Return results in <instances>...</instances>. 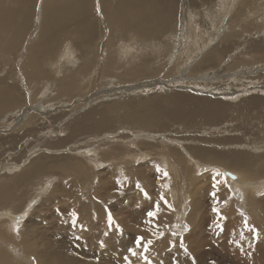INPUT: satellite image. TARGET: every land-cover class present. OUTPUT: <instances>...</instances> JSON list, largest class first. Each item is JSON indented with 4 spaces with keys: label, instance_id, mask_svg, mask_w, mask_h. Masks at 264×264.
I'll list each match as a JSON object with an SVG mask.
<instances>
[{
    "label": "bare ground",
    "instance_id": "1",
    "mask_svg": "<svg viewBox=\"0 0 264 264\" xmlns=\"http://www.w3.org/2000/svg\"><path fill=\"white\" fill-rule=\"evenodd\" d=\"M38 1L0 0V55L5 57L4 63L6 66L5 68L0 63L2 68L0 71V147L12 142V149L14 150L19 145L24 147L23 144L27 141L26 137L37 131V125L33 123V118L38 115H57L59 110L70 105L57 101L62 95L75 96L78 98L74 100H81L79 93L81 94L84 90L85 93L87 92L86 89L91 83V78L97 73H99L101 78L111 73L112 77L110 78L118 80V75L112 72L119 66L121 60H116L112 56L113 51L110 47L113 43L118 45L117 51L119 55H122L121 59L127 58L126 62L130 64L132 58L135 60L139 58L140 60L139 63L124 69L120 75L123 77H136L139 75L149 77L148 75L153 72L152 69H147L152 56L146 54L142 56L141 50L147 46L158 48V45L162 42V47L169 46L162 38L178 27L179 21L185 23L187 20H193L192 11L195 10L197 12L195 4H199L198 1L201 0H181L179 6L174 5L173 0H100L103 18L96 12V0H42L37 11ZM203 10V12L197 13H203L210 18L212 22L211 30L206 31L202 38H198L200 34L189 27L184 31L185 34L191 35L189 39L192 41L190 45L192 50L187 53V59L183 63L182 71L178 72L180 76L174 79V81L187 80L191 78V75L188 76L189 74L186 72L191 71V74L196 75L195 81L170 84L165 80H161V88L171 89L175 87L177 90L173 93L171 92V95L168 93L165 95L155 94L147 96L148 98H139L138 100H132L129 97V101L134 105L132 110H128L130 105L127 103L120 102V97H124L126 95L125 92L144 89L148 84L150 89L145 90H154V88L156 89L155 85H157L155 80H146L132 85L133 87H125V89L115 88L110 92L105 90L99 96V99L109 96L110 99L119 97L118 99L120 100L119 102L117 99L106 102L107 104L100 110L89 107L91 96L88 95L87 98L81 100V103L77 104L80 105L79 111L84 109L82 112L84 115L81 119L71 124L69 128H71L72 133L68 135L73 136V139H77L71 134L83 131L88 132L91 124L93 125L90 129L94 130V132L107 130L104 131L105 133L101 132L103 135L100 133L101 135L95 136L93 140L91 139L93 132H91V134L86 135L87 138L83 141L84 143L91 142L100 145V149L104 150L103 160L101 161H109V167L121 173H127L131 170V167L134 168L135 166H130V164H135V162H132V157L130 158L128 152L125 153L123 151L124 148L131 151L139 148L138 151H141L140 158L151 159L148 161L156 164L161 162L163 168H166L168 172L174 171L178 176H180L182 168L186 178L189 176L193 178L194 173L211 174L214 170H219L222 173H232L236 179L229 177L228 184L233 187V191L229 194L227 189H224V199H227L229 195H231V199L227 205L223 203L218 205L228 217L223 231V237H228V239L224 241L222 250L232 252L244 264H264V195H261V193H264V123L262 125L259 124L260 126L253 125L251 117H247L239 125L234 123L235 119L231 118V116V119L219 122L221 113L218 107V105L226 106V104H229L239 105L242 109H246V105L241 106L244 103L242 98L253 96L259 100L256 101L257 103L264 101L262 100L264 99V62L255 64L254 62H245L242 60L243 58L234 56L236 50L240 52L242 49H247L249 53H252L253 50L258 51L264 60V41L262 40L259 44H249L253 36H250V30H247L252 25V23H249L251 20L264 14V0H220L218 7L213 13L206 12L207 9L205 8ZM188 14L191 15L190 18H188ZM183 15L187 17H183ZM34 18H36L35 21ZM239 22H246L245 25L242 24L243 27L238 26L242 33H238L237 29L233 30V26H231L232 23L238 24ZM194 23L193 27L195 28L196 25ZM185 25L187 26V24ZM190 25L192 24L190 23ZM112 32H115V36H112ZM67 41L73 43L80 51V58L75 64L77 66H74V69L70 71L65 70L60 64L49 66L47 61L54 58L55 48L58 49L59 46ZM122 44L126 46L122 48ZM185 44H188V42ZM210 47H212L211 51L205 50L206 52L201 53L202 49L208 50ZM237 47L239 48L237 49ZM180 50L179 45L175 46L173 44L171 47L173 54L170 62L176 56V62L179 60ZM58 54L60 53L58 52ZM194 60L197 61L196 64L191 63ZM60 62H63L62 59H60ZM52 63L53 61H51ZM55 74L58 75V78ZM87 77L89 78L87 79ZM211 80L220 85L212 88V84L209 82ZM46 82H52L57 87L58 97L53 101L57 105L47 106L42 103L43 108H37V104L40 102H48L45 92L37 96ZM22 83L26 85V92L23 91ZM185 83L187 84L184 85ZM224 84L227 87L221 86ZM188 87H191L189 91L194 92V94L188 93V90H186ZM157 90L160 91L159 88ZM171 90H168L169 93ZM255 90L260 92L258 93ZM195 92L197 93L195 94ZM238 94L242 95L238 96ZM212 97L216 100H213ZM38 100L40 102H37ZM71 107L72 110L76 108L74 105ZM53 111H55L54 114ZM112 112L113 114H115L114 112L118 113L123 122V119H127L130 120V123L133 121V123L141 125L127 126L132 131L136 130L137 133H132V131L126 129L124 131L129 132V134L123 135L117 143H114L117 137L116 133L120 130L116 131V133H111L117 128L109 129L112 128L109 119ZM98 115L101 116V119L99 117L96 119ZM204 117L207 119L208 126H201L189 131L193 126L189 127L190 125H187V127L183 125L186 121H194L197 118L203 119ZM175 119L185 121L183 123L178 121L180 128L177 130H186L188 131L187 135L180 136L179 134L165 131L169 129L165 127L169 121H174ZM56 121H58V118ZM23 124L24 126L17 130ZM150 127H160L159 129L164 128L165 130L154 131L150 130ZM210 129H214L216 132L208 133L207 131ZM241 129L243 132H241ZM205 130L206 132L204 133L206 134H202ZM161 132L163 133L161 134ZM190 132L192 133L190 134ZM260 133L263 134L260 135ZM6 136L9 137L6 138ZM146 140L148 141L141 143L142 145L139 147L140 142ZM149 140H155V142ZM80 142L81 139L73 141L72 144L78 145ZM106 144L108 145L107 147L104 146ZM65 145L60 147L66 148ZM41 146H39L40 149L42 150L43 148L44 151L47 148H55L46 145L44 147ZM74 148L71 147L69 150L70 152L73 151L71 155H66L71 162L69 161L67 165L64 164V167L69 170L67 173L72 175V179L71 181H66L65 184L64 181H57L58 184L55 185L54 189L52 188L53 190L51 189L49 196L45 199L43 198L44 200L41 199V203L44 206L45 203L47 205L50 204V207H45L46 209L43 207V209H37V207L39 206L40 198L50 190L49 187L51 185L54 186L52 178L48 177V180L39 187L36 183L32 184L33 181L30 183V179L33 177L37 178L42 172L46 176L53 174L52 168L55 165V161L48 160L52 158L51 155L53 154L39 153V156L31 160L34 153L39 151L35 149L31 152V157L24 154V160L20 157L18 162L10 163L9 161L7 162L8 164H4L5 170L3 172L0 171V264H30L28 262H31V260L34 264L33 258H35V264H79L75 261H79L82 264H93L90 260L74 258L72 253L59 258L58 255L62 252L61 247L57 248L55 246L56 237L47 236L49 229H54L56 234L63 231L67 238L66 240L64 239L66 243L71 245L73 249L77 245L75 250H80L81 255L91 256L90 252L87 253L85 249L88 246L98 245V256L105 260L101 264H125L121 249L123 226H133L137 229L139 236H144L146 240L153 239L154 244L149 256L153 261H159L163 257L159 252L167 245L169 239H177L178 243V238H172L168 230L170 223H173V221H169L170 215L162 214L160 218L161 231L169 233L163 241L157 242L155 240V237L152 236L153 229L145 222L146 220L143 224L134 225L127 217L122 215L117 219V224L122 229V232L118 231L114 234V230H109L107 226L108 209L106 208V203L108 200L105 196L89 192L76 194L67 186H76L79 181L78 175L85 174L83 176H86L89 173L90 177L93 175L91 173L92 167H88L87 164L83 166L84 160L78 157L79 155L85 156V154H81ZM149 154H153V158H158L160 161H154L152 160L153 158L147 157ZM117 161L124 163L125 166H115L118 163ZM94 163L96 164V162ZM11 165L20 168L21 171L10 175ZM205 169H208V171L204 172ZM154 173L162 176L160 183L167 184L169 182V178H165L162 172H157L154 169ZM65 176L63 175L64 178ZM199 179L197 177L195 180ZM195 180L192 181L193 186L197 183ZM39 183H42V181ZM30 186L35 188H30ZM166 192L165 190L164 194ZM59 193L62 195H59ZM165 196L169 199L170 195ZM174 196L177 197L176 195ZM183 196L187 197L188 194L184 192ZM241 196L243 197L242 199ZM235 197L239 201L237 206L233 205ZM32 201H36L37 206L34 207ZM178 203L183 210L188 211V205L181 195ZM241 204L245 206L242 207ZM191 208L192 212L188 214L186 221L183 220L184 222H188L192 227L194 225L199 229L204 227L205 222L210 220L213 225L215 219L210 218V215H204L200 199ZM36 210L39 211L40 215L38 218L36 216L35 224L33 221L32 223L31 221L28 222L32 217L34 218L33 215ZM73 210L79 215L76 226L71 224L70 213ZM25 212H27L28 217L26 219L23 216V218H20L23 224L17 234L16 231L14 232V227L17 223L15 217L17 218L19 213L24 214ZM241 212L249 218L251 224L261 230L260 240L254 242L251 248L248 246L251 242V236L245 232V236L248 239L242 243L245 252H252L250 257L241 253L239 248L232 243L233 240L239 241L240 233L245 231L243 228V217L240 215ZM82 221L89 222L86 229L81 227ZM28 223L31 224L29 225ZM164 225H168V227H164ZM106 231L108 232L107 236L104 235ZM194 232L193 230L190 236ZM113 234L114 239L110 240ZM77 236L81 238L77 240ZM60 239L62 238L60 237ZM103 240L104 246L101 244ZM190 240L188 239L187 241L193 246L198 244L199 246L205 245L204 241L193 243L192 239ZM102 247L105 248V251L101 250ZM188 248L189 252H192V248ZM109 249H112L115 254L109 255ZM176 254L179 255L178 250ZM108 256L117 261L115 260L114 263L106 261ZM134 261L141 262L135 257Z\"/></svg>",
    "mask_w": 264,
    "mask_h": 264
},
{
    "label": "rangeland",
    "instance_id": "2",
    "mask_svg": "<svg viewBox=\"0 0 264 264\" xmlns=\"http://www.w3.org/2000/svg\"><path fill=\"white\" fill-rule=\"evenodd\" d=\"M180 1L181 0H173L172 2L174 5L179 6ZM187 1H189V0H187ZM198 3L199 4H197V5L195 4V6L197 7V12H200V11L203 12L204 11L203 9L205 8V9H207L206 12L213 13L214 10L218 7L220 0H201V1H198ZM38 4L39 5L41 4V0L38 1ZM195 6H193V7H195ZM197 12L195 10L192 11L191 15L193 16V20H191V21L187 20L185 23H182L181 21H179V26L176 27L173 31L169 32L166 36H164L162 38L165 42L168 43L169 46H165V48L162 47L163 46V42H162L161 44L158 45L159 49L157 47L147 46L143 50H141L142 56L144 54H146L148 56L149 55L152 56L151 57L152 60H150L151 62H149L150 65L147 68V69H152V71H153L151 75H148L149 77L144 76V75H141V76L139 75L136 77L135 76L123 77L122 75H120L121 73H123L124 69H128L130 65L139 63L140 60H139V58H137L136 60L132 58L131 64H130L129 62H126L127 58L124 57L123 59H121L122 55H119L118 51H117L118 45L113 43V45L110 47V49L113 51L112 56L116 60H121V61L119 63V66H117V68H115L112 73L118 75L117 79L120 81L110 78V77H112L110 75L111 73L107 74L106 77H104V78H101V76H99V73H97V74L93 75V77L91 78V83L89 84V86L86 89L87 92L85 93L84 92L85 90H84V91H82L81 94L79 93V95H80L79 97L81 98V100L84 98H87L88 95H90L91 96V103H90L89 107L92 109L94 108L95 110H100L108 102H110L112 100H116V99L119 102V100L121 99L120 102L123 101V103H125V104L127 103L128 105H130V107H128L129 108L128 110H130V109L132 110L133 109L132 106H134V105L131 104V102L129 101L130 98L132 100H134V99L138 100L139 98H143V97L148 98L147 96H151V95H155V94L156 95L157 94L158 95H165L166 93H168L171 95L174 91L177 90V88H175V87L171 88L172 90L161 88L160 87V85H161L160 81L161 80H163V81L165 80V81H167V83H170V84L181 83L183 81H195L196 75L191 74V71L186 72L189 74L188 76L191 75L190 76L191 78H188L187 80L174 81V79L180 76V75H178V72L180 73L182 71V68L184 65L183 63L187 59V53H189L192 50L190 47L192 41H190V39H189L191 35L185 34L184 31L187 30V28L189 27L192 30H194V32H197L200 34V35H198V38H202V36L205 34L206 31L211 30L210 27L212 25V22L210 21V18L205 16L203 13L198 14ZM180 15H181V13L179 14V18H180ZM191 15L188 14L187 15L188 18H190ZM187 16L183 15V17H187ZM35 20H36V18H34V21ZM233 22H235V21H233ZM190 23L192 25H190ZM193 23L196 25L195 28L193 27ZM249 23H252V25L249 26L251 28L248 27L247 30H250L249 35L253 36V38L249 44H254V43L259 44V43H261L262 40L264 41V26H263L264 25V14L261 15L259 18H255L254 20H251ZM185 24H187V26ZM242 24L245 25L246 22H239L238 24L232 23L231 26H233V28H232L233 30L237 29L238 33H242V30L238 29L239 25L241 27H243ZM181 27H183V28H181ZM184 28H186V29H184ZM183 34L185 37L183 36ZM112 36H115V32H112ZM192 36H193V34H192ZM160 39H157V40H160ZM235 39L237 40V38H235ZM153 41H155V40H153ZM153 41H151V42H153ZM186 42H188V44H185ZM125 44H127V43H125ZM125 44H122V48H124L126 46ZM173 44L175 46L179 45V47L181 49L180 53H179L180 58L177 62L175 60L177 58V56L175 57V59L173 61L170 62L171 55L173 54V52H171V47L173 46ZM183 44H184V46H183ZM188 46H189V48H188ZM187 48H188V50H187ZM238 48L239 47H237V49ZM205 50L211 51L212 47L208 48V50L202 49L201 53L206 52ZM58 52L60 54H58ZM149 53H151V54H149ZM251 55H252V57H251ZM234 56H238L239 58H243L242 60L245 62H251V63L254 62L255 64H262V62H264L263 56H261V54L258 51H254V50L252 53H249L247 49L246 50L242 49V51H240V52H239V50H236V52L234 53ZM55 57H56V59H55ZM4 58L5 57L3 55H0V63L3 64V66L6 68L5 63H4ZM79 58H80V51H78V49L75 47V45L73 43L67 41L64 44H62L61 46H59L58 49L55 48L54 58L52 60L47 61V62H48L49 66L60 64L61 66H63V68L65 70L70 71V70L74 69V66L75 67L77 66L75 64L79 60ZM60 59H62L63 62H60ZM51 61H53L52 64H51ZM191 63L196 64L197 61L194 60V61H191ZM1 69L2 68L0 66V71H1ZM55 76L58 78L57 74H55ZM98 77H100V78H98ZM88 78L89 77H87V79ZM136 78H137V80H136ZM97 79H99V80H97ZM146 80H155V82H157V85H155L156 89L154 88V90L151 89V90L146 91L147 89H150L148 87L149 86V84H148L147 87H145L144 89L133 90L131 92H125L126 95H124V97H120V99H118L119 97H115V98L110 99L109 96H106L104 98L101 97L103 99H99V96L102 95L105 90H109L108 92H110L115 88L116 89H122V88L125 89V87H129V86L133 87L132 85H136L137 83L144 82ZM201 81H203V80H201ZM209 82L212 84L211 85L212 88L216 87L217 85H220V84H216L214 80H211ZM114 83H116V84H114ZM186 84L187 83H185L184 85H186ZM112 85H116V86H112ZM21 86L23 87V91L26 92V85L22 83ZM221 86L227 87V86H225V84L221 85ZM238 87H242V86H238ZM158 88L160 89V91L157 90ZM56 89H57V87L54 83L46 82L43 85L41 92L37 96H40L42 92H45L46 99L48 100V102L44 103V102H40L38 100L37 102H40V103L37 104V108H43V104H46L47 106L48 105H52V106L57 105V103L53 102L54 99L58 97V93H57ZM168 90H171L170 93ZM186 90H188L189 94H194V92L189 91V90H191V87H188ZM255 91L258 93L260 92L259 90H255ZM196 93L197 92H195V94ZM82 94H84V95H82ZM239 95L241 96L242 94H238V96ZM76 96H78V95H76ZM213 97H220V96H213ZM213 97H212V99L216 100ZM75 98H78V97H75V96L68 97V96L62 95L57 101H60L61 103H68V104H70L69 106H67L64 109L62 108L61 110H59L58 111L59 113L57 115H54V116L38 115L36 118H33L32 119L33 123L35 125H37L38 128L36 127L37 131L31 133V135L26 137L27 141L25 142V144H23L24 147H21L19 145L14 150V149H12V142H8L4 146L0 147V171H2V172L5 170L4 164H6L9 161H10V163L16 162V161L18 162L20 157H22L24 160V157L26 155H29L31 157V152H33L35 149H38L39 151L34 153V156L31 157V160H33L34 158H36L37 156H39L43 152L53 154V155H51L52 158L48 159L50 161H52V160L55 161V165L52 168L53 174L46 176V174H44V172H42V173H40L41 175L39 174L37 176V178L33 177L32 179H30V183H32V181H33L32 184L36 183V184H38L37 185L38 187L41 186L46 180H48V177L52 178L53 183H54V186L51 185L49 187L50 190L48 192H46L45 195L40 198V201L38 203L39 206L37 207V209L38 208L43 209L45 207L46 208L50 207L49 206L50 204L47 205V203H45V206H44L41 203L42 202L41 199L47 198L49 196V192L51 191V189L52 188L54 189L55 185L58 184L59 181L60 182L64 181V184L66 181H69V180L71 181L72 175L70 173H67V171H69V170L64 167V164L67 165L68 162L70 161V160H68L69 158L66 155L67 154L71 155V153L73 151L70 152L69 150L71 149V147H75L74 149H77L78 152H81V154H85V156H81V155L78 156L84 160L83 166H86V164H87L88 167H92L91 173L93 175L94 174L95 175L94 176L91 175L92 179L89 175L90 173L87 174L86 176H83L85 174L78 175L79 181H78L77 185L76 186L75 185H67V186L70 188L71 191H73L76 194L89 192L92 194L98 193V194L104 195L105 198L108 200L106 203V208L108 209V211L112 212V215H113L116 223H117V219L119 218V216L122 215L124 217H127L128 220L134 225L143 224V222L147 219L146 218V211L151 208L152 203L154 201L159 199L160 194H164V192L166 190L167 192L164 195H170L168 200H169V202H171L173 204V206L176 209L175 212L165 211L163 213L164 215L169 214L170 215L169 221H173V223L172 222L170 223L168 230L170 233L172 231H178L179 232L180 236H182L184 238L186 245L188 247L192 248V252H190V254L192 256L196 257L197 264H209V262L213 261V260L216 262V264H244V262L240 261L237 257H235L232 252H225L222 250L223 243L225 240L227 241L228 237L224 238L223 232L217 236L215 234V232H216L215 226H214V224L212 225L211 220L205 222V226L200 227V229L198 227H195L194 225L192 227L191 224L188 222H184V221H186L188 214L189 213L191 214V212H192V208H191L192 205H195L199 199L201 200L202 208L204 209V215H206V214L208 216L210 215L209 216L210 218L215 219V216L213 215V213L211 211V207H212L213 202L208 195L209 192L211 191V187H210V185H211V179H210L211 174L210 173H205V175L200 174L201 176L198 175V173H194L193 178H191L190 176L186 178L184 176L185 173H184L182 168H181L180 176H178L177 173L175 174L174 171H171L168 168V170L171 171V172L167 171L169 173V176L167 177V178H169V182L167 183L168 187H163V185H165V184L160 183V178L162 176H159L157 173H154V169H156L157 165L161 169L163 168L161 166L162 163L160 162V164H156V163H152V162L148 161L151 159H143L145 157L140 158L141 157V151H138L139 148H135V146H133V148H135L134 151L128 150L127 148H124V150H123L125 153L128 152V154H130V158L132 157L131 160H132V162H135V164H130V166L135 165L134 166L135 169L133 167H131V170L127 173L126 172L121 173L119 171H114L113 168L111 169L109 167L110 166L109 161H101V160H103L102 155H103L104 150L100 149V147H101L100 145H98L96 143H91V142L84 143L85 139L87 138L86 135L91 134V132H93L92 133L93 135H91V137H92L91 139L93 140L95 136L101 135L102 133H105L104 131H107V130H99V131L97 130V132L96 131L94 132V130L90 129V127L93 125V124H91L93 122H91L90 123L91 126L88 128V132L83 131V132H78L77 134L76 133L71 134V135H74V138L77 137V139L76 138L73 139V136H69L70 135L69 133H72L71 128H69V127H71V124L75 123L77 120L81 119V117L84 115L82 113L84 111V109H82L81 111L78 110L80 108V105H77V104L81 103V100H74ZM242 100H244L243 101L244 103L241 106L246 105V109H242L239 105H229V104H226V106L225 105H223V106L218 105L219 112L221 113L220 114L221 119L219 122H221L222 120L224 121L227 119H231L233 117V119H235L234 123L241 125V122H243V120H246L247 117H251V123L253 125L254 124H256L257 126L259 124L262 125L264 123V101L262 103H259V102L257 103L256 101H259V100H257L255 98V96L250 97V98H242ZM262 100H264V99H262ZM248 101H251V102L248 103ZM73 105L76 106L75 110L71 109L72 108L71 106H73ZM54 112L55 111H53V114H54ZM114 113L116 115L113 114V112H112V113H110V116H109L110 123H111V124L110 123L109 124L112 127L109 129H116L117 128L116 130H114V132H111V133H116V131L120 130L118 133H116L117 137L114 140V143H117V141L120 140L123 135L129 134V132L124 131V130L128 129L129 131H132L129 128H127V126L131 125V127H132V126H137V125L141 126V125L135 124V123H133V121H131V123H132L131 124L130 120H127V119L126 120L123 119L125 122L124 123L122 121V118L119 117L118 113H116V112H114ZM94 115H95V113H94ZM230 116H231V118H230ZM74 117H75V119H74ZM98 117L101 119L100 115L96 116V119ZM57 118H58V121H56ZM261 119H262V121H261ZM178 121L179 122L182 121L181 123L185 122L181 119H175L174 121L170 120L169 123L170 122H172V123L171 124L168 123L167 125L168 126L171 125V126L170 127H168L167 125L165 126V127L169 128L168 130L164 126L163 127L166 130L164 128L159 129L161 126L159 128L158 127H153V128L150 127V130H154V131L155 130H157V131H160V130L164 131L165 130V131H168V133L179 134L180 136H184L185 134L187 135L188 131L183 130L182 128H181L182 130H177L180 128V124ZM127 122L130 124H128ZM185 123L183 125H186V126L190 125L189 127L193 126V127H191V130H189V131H193V129L200 128L201 126H208L209 125L207 123V119H205V117L203 119L197 118L194 121H186ZM183 125L181 124V126H183ZM23 126H24V124L20 125V127H18L17 130H19ZM242 129H241V132H243V130H244V129L243 130ZM204 132H206V130L203 131L202 134H206ZM207 132L208 133H214V132H216V130L210 129ZM80 133H82L84 136L82 134L80 136ZM132 133H137V131L134 130V131H132ZM162 133L163 132H161V134ZM191 133L192 132H190V134ZM6 134H9V133H6ZM262 134L260 133V135H262ZM168 135H171V134H168ZM179 135H178V137H179ZM7 137H9V136H6V138ZM175 137H177V135H175ZM29 138H31V139H29ZM67 138H69V139L67 140ZM63 139H64V141H63ZM79 139H81V142L78 145L72 144L73 141H76ZM56 140L57 141L59 140V142H57ZM60 140H62V141H60ZM147 141L148 140L140 142L139 147H141V145H142L141 143H144ZM149 141H151V140H149ZM151 142H155V140H153ZM45 143H47V144H45ZM40 144L43 146H41ZM50 144H52V145L50 146ZM45 145L48 147L50 146V147H55V148H53V149L47 148L49 150L45 149V151L42 148V150H43L42 151L39 146L44 147ZM63 145H65L66 148L60 147ZM101 145H103V144H101ZM104 146L107 147L108 145L106 144ZM20 147H21V149H20ZM24 154H25V156H24ZM64 157H67V158H64ZM147 157L153 158L154 156H153V154L152 155L149 154V156H147ZM152 160L160 161V160H158V158H153ZM94 162H96V164ZM22 163H24V162H22ZM116 165H124L125 166L124 163H120V162L115 164V166ZM163 169H166V168H163ZM20 171H21L20 168L14 167L11 165V169L9 170V174L14 175V173H19ZM49 171L51 172L50 169H49ZM204 172H206V171L204 170ZM142 174H144V175H142ZM63 175H66L67 177L65 176V178H64ZM88 176H89V178H88ZM197 177L200 179L195 180ZM61 178H64V179H61ZM194 180L197 181L195 186H193V183H192V181H194ZM41 181H42V183H39ZM118 181H120L121 183H118ZM137 181H139L141 186L149 193V196L151 197L150 200L146 199L143 196V194L136 188L135 185H136ZM28 183H29V181H28ZM71 186H72V188H71ZM31 187L35 188L33 186H30V188ZM92 187H93V189H92ZM231 188H233V187L231 186ZM224 189L225 188L222 187L221 191L219 193L221 200H224V197H225ZM32 191H34V190H32ZM184 192H186V194H188L187 197L183 196ZM59 195H62V194L59 193ZM174 195H176L177 197H175ZM180 195H181V197H183V199H185V203H187V205H188V208H187L188 211L183 210L182 206L179 205L178 200H179ZM199 203H200V201H199ZM238 204H239V201L236 200V197H235L233 200V205L237 206ZM33 206L34 207L37 206L36 203L33 204ZM33 206H32V208H33ZM241 206L243 207L245 205L241 204ZM21 214L19 213L18 217L17 218L15 217V219H17V221H19V223H20L19 228L23 224L21 221L22 219H20V218L22 216L24 217V219H26L28 217V214H27V216H25L24 214H22V215ZM39 215H40L39 211L36 210L34 212V215H33L34 218L32 217V219H30L28 222L31 221V223H32V221H33L35 224L36 216L38 218ZM31 223H28V224L30 225ZM81 223L85 229L88 227L89 222L82 221ZM185 224H187L190 228V231H188L187 233H185L183 231V226ZM208 224H210L211 226ZM177 226H179V228ZM14 229H15V227H14ZM49 230H48L49 232L47 231V233H48L47 236H49V237L54 236L53 238L56 237L55 239L57 241H56L55 246L57 248L61 247L62 252H60V255H58L59 258L64 257L68 253H72L74 258H79L81 260H86V261L90 260L93 264H98V263L101 264V263L105 262L104 259H101L98 256V252H97V249L99 248L98 245H93V246L87 245L88 248L85 246L87 248V249H85V251L87 253L90 252L91 256H88V255L84 256V255H81L80 250H77V249L75 250V248H77L76 247L77 245H75V248L73 249V247L71 245L66 243L65 240L67 238H66L63 231L58 232L56 234V231L54 229L53 230L49 229ZM113 230H114V234L116 232H118L115 229V227L113 228ZM160 230H161V228H160ZM193 230L195 232L193 235L190 236V233H192ZM54 231H55V233H54ZM14 232H15V230H14ZM52 234H54V235H52ZM114 234L110 237V240L114 239ZM137 236H139V235H138V231L136 228H134L133 226H123L121 249H122L123 257L128 256L129 259L132 260V264H142V262H135L134 257H131L127 251V249L129 247H134V240ZM60 237L63 240L60 239ZM172 238H174V237H172ZM188 239L189 240L192 239L193 243H196L197 241L198 242L204 241L205 245L199 246V244H198V245L193 246V244L190 243L191 240H190V242L187 241ZM160 241H163V240H159L157 242H160ZM177 245H178V243H177ZM103 246H104V240H103ZM166 248H167V245H165V247L162 248V251L159 252V254H161L163 256L162 258H160V260H163L164 264H172V257L173 256L178 257L180 264H191V260L189 259V257H186L182 251H179V255L176 254L178 247L176 250L173 249L171 253L166 251ZM101 250L105 251V248L102 247ZM108 252H109V255L115 254L114 251H112V249H109ZM182 254L184 255V257ZM14 258H16V257H14ZM115 260L116 259L110 258L108 256L106 261H110L111 263L112 262L114 263ZM159 261L156 260L153 262H154V264H158ZM75 262L82 264L79 261H75ZM124 262L126 264L125 260H124ZM28 263L33 264L32 260H31V262H28ZM121 264H123V263H121Z\"/></svg>",
    "mask_w": 264,
    "mask_h": 264
},
{
    "label": "snow or ice",
    "instance_id": "3",
    "mask_svg": "<svg viewBox=\"0 0 264 264\" xmlns=\"http://www.w3.org/2000/svg\"><path fill=\"white\" fill-rule=\"evenodd\" d=\"M42 2V0H41ZM39 10V4L37 5V11ZM96 12L98 15L101 16V18H103L102 16V12H101V8H100V0H96ZM156 171L157 172H162V175L167 178L169 176V173L167 172L166 169H161L158 165L156 166ZM205 171L207 172L208 170L205 169ZM198 174H202V173H198ZM231 177L232 179H236V177L234 175H232V173L230 172H220L219 170H214L211 173L210 179H211V191L209 192V197L212 200V207H211V211L213 213V215L215 216V220L213 221V224L215 226V234L218 236L220 235L223 231H224V227H225V222L228 220V217L222 212L221 208L218 207L219 204L223 203L224 205L228 204V201L231 199V195H229L227 197V199L221 200L219 193L221 191V187H224L227 189V191L229 192V194L232 193L233 189L231 188V185L228 184V178ZM118 183H121L120 181H118ZM136 188L143 194V196L146 199H151V197L149 196V193L141 186L140 182L137 181L136 182ZM163 187H168L167 184L163 185ZM261 195H264V193H261ZM243 197L241 196V199ZM36 201H32V204H35ZM29 207H31V205H29ZM175 212L176 209L173 206V204L171 202H169V200L166 198V196L164 194H160L159 199L154 201L152 203V206L149 210L146 211V223L153 229L152 231V236L155 237V240L159 241V240H164L165 237L167 235H169V233H166L164 231H161V223H160V218L161 215L165 212ZM25 216H27V212L24 213ZM240 215L243 217V228L245 231H242L240 233V240H233L232 243H234L239 250L241 251V253L247 255V256H251L252 252H245L244 246H243V241H246L248 239V237L245 236V232L249 233L251 236V242L249 243V248L253 247V243L257 242L260 240L261 238V230L258 229L255 225L251 224L249 222V218L243 213L241 212ZM71 216V224L73 226L77 225V222L79 220V215L78 213L73 210L70 213ZM107 226L108 229L111 230L113 229V227H115V229L117 231H121L122 229H120V226L116 223L112 212L111 211H107ZM81 227H83L81 225ZM164 227H168V225H164ZM179 228V226H177ZM17 234L19 233V221H17V224L15 226L14 229ZM183 231L185 233H187L188 231H190V228L187 224H185L183 226ZM105 236L108 235V232L106 231L104 233ZM171 237L174 238H178V245H177V239H169L167 242V248L166 251H168L169 253L172 252L173 249H177L178 247V251H182L183 254L186 257H189V259L191 260V264H197L196 262V257L192 256L189 252V248L186 245L184 239L182 236H180L178 231H172L170 233ZM81 237L77 236L76 239L79 240ZM101 244H103V242H101ZM154 244V240L153 239H145L144 236H137L134 240V247H129L127 249L128 253L130 254L131 257H135L138 261H141L142 264H154L153 259L150 258L149 256V252L151 251V248ZM139 249V251H137ZM124 260L126 261V264H132V260L129 259L128 256L124 257ZM34 264H35V258H33ZM158 264H164L163 260L159 261ZM172 264H180V261L178 259L177 256H173L172 257ZM209 264H216V262L210 261Z\"/></svg>",
    "mask_w": 264,
    "mask_h": 264
}]
</instances>
